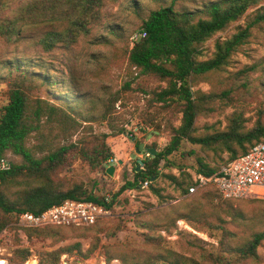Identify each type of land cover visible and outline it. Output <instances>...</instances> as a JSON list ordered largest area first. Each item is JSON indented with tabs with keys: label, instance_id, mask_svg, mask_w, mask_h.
Masks as SVG:
<instances>
[{
	"label": "trees",
	"instance_id": "1",
	"mask_svg": "<svg viewBox=\"0 0 264 264\" xmlns=\"http://www.w3.org/2000/svg\"><path fill=\"white\" fill-rule=\"evenodd\" d=\"M148 1L155 7L147 10L143 0L127 3L126 8L140 18L137 37L127 49V61L140 73L166 83L164 88L150 94L152 100L162 106H177L181 113L179 125L169 127L172 134L169 142L162 150L142 160L143 167L135 173L134 179L126 181L113 193L112 202H106L104 197L93 194L82 184L70 183L59 175L76 162L92 171L104 167L110 156L107 138L124 130L115 127L113 119L115 104L119 101L125 106L122 97L118 92L103 100L83 99L67 91L57 95L52 88L62 82L44 75L42 65L6 61L4 67L9 73L0 78L6 83L8 97L7 102L0 105V156L9 150L21 156L22 161L10 162L7 169L0 170V232L9 228L19 214H39L64 200H90L110 208L124 190L164 176L183 197L179 203L171 205L175 213L163 217L171 226L182 219L196 230L206 231L217 238L216 248L204 247L205 242L193 236L186 244L195 251L186 256L165 248L161 235H146L142 243L103 245L108 264L113 259L120 264H259L256 249L264 240V216L246 213L232 203L249 198H224L213 186L184 194L192 183L186 171L188 166L210 175L224 161V153L228 161L245 153L254 143L264 141V82L259 83V88L251 89L249 80L253 70L264 68V60L231 69L233 56L252 38L264 33V0H200L193 8L186 5V2L194 3L193 0ZM103 6L104 0H0V39L14 43L25 28L45 25L48 30L39 39L44 49L49 51L57 44L69 48L80 36L92 35L93 28L103 18ZM248 10H251L250 19L229 36L216 38L210 55L206 56V41L240 20ZM118 31H122L118 26L107 28L108 34L121 37ZM130 37L131 33L125 36L126 47ZM103 42L108 41L99 40ZM29 66L38 72L28 71ZM201 82L209 85L208 90L197 87ZM125 86H129L128 82ZM251 103H255V113L249 125L251 118L246 116L244 106ZM227 107L234 110L224 117V125L220 120L198 123L201 117L220 115ZM97 119L108 122L110 133L97 134L85 129ZM142 122L152 124L148 116L142 118ZM79 133L82 135L72 140ZM31 139L32 145H27ZM182 141L198 145L202 152H180L181 158L194 154L191 165L170 157L180 150ZM160 166L175 168L178 175L163 173ZM150 189L163 198L162 188L150 185ZM224 215L229 217L228 221ZM119 228L118 224L109 227L96 221L89 226L24 228V234L28 239H51L52 243H57L71 235L113 234ZM100 241L94 236L83 253L81 242L77 241L51 250L38 260L41 264H54L61 254L72 251L87 257L98 248ZM30 255L28 248L17 246L11 251V260L24 262Z\"/></svg>",
	"mask_w": 264,
	"mask_h": 264
},
{
	"label": "rangeland",
	"instance_id": "2",
	"mask_svg": "<svg viewBox=\"0 0 264 264\" xmlns=\"http://www.w3.org/2000/svg\"><path fill=\"white\" fill-rule=\"evenodd\" d=\"M193 1L194 3L186 2V5L193 8L195 3H200V0ZM128 2L129 0H104L103 18L93 28L92 35L88 38L80 36L69 48L57 44L49 51L44 49L39 39L48 30L45 25L25 28L20 39L14 43L8 44L0 39V78L6 77L9 73L4 67L6 61H11L15 64L21 60L26 65H42V69L46 71L43 73L44 75H49L53 81L62 82L59 86L55 85L52 88L57 95L67 91L69 95L80 96L83 99L103 100L118 92L119 96L122 97L125 106L122 107L119 101L115 104L116 114L113 119L115 120V127H122L124 130L119 135L107 138L110 156L106 160L104 167L92 171L82 163L76 162L59 175L70 183L82 184L88 191L97 196L108 197L109 202H112L113 193L126 181L131 182L135 177V173L143 167V164L137 163L138 159L144 160L151 156L144 149L137 151L139 144L143 143L144 148H154L156 152L162 150L172 135L169 130L170 125L178 126L181 117L177 106H162L161 103L151 98L150 92L164 88L166 83L140 73L136 67L131 66L127 61V49L129 50L132 46V39L137 37L136 30L140 24L138 15L126 8ZM143 5L147 10L155 7L148 0H143ZM250 14L251 10H248L240 20L230 24L227 29L216 33L211 39L206 41L204 54L209 56L214 40L219 37L229 36L235 31L237 26L243 25L250 19L248 17ZM111 26H118L119 30H122L118 31L122 33V36L116 37L108 34L107 28ZM130 33L131 37L128 40L130 43L126 47L125 36ZM100 39H105L108 42L99 43ZM263 60L264 33L259 38H252L243 46L241 51L233 56L231 69H240L245 65H252ZM27 70L38 72L32 66H29ZM249 80L251 89L259 88V83L264 82V68L253 70L250 73ZM127 82L129 84L128 87L125 86ZM197 87L208 90L209 85L201 82ZM6 89V83L1 80L0 105L7 102ZM244 107L246 116L251 118L248 123L251 125L254 120L255 103ZM233 110V107H227L220 115L209 118L201 117L198 123L203 124L220 120L222 125H224V117ZM145 116L152 120V124L146 125L142 122V118ZM90 126V128L85 129L97 134L110 133L111 130L108 122L102 119L91 122ZM81 135L82 133L75 135L72 140L79 138ZM32 143L33 139L29 140L27 145H32ZM181 151H194V154H202L198 145L182 141L180 150L174 152L170 157L181 160L187 165H191L194 161V154L190 157L181 158ZM3 156L12 163L22 161L21 156L13 154L9 150L5 151ZM227 158L228 155L224 153L223 160L226 161ZM109 165L114 166V173L111 176L105 172L106 167ZM137 165L139 168L135 170ZM159 168L163 173L171 172L178 175V170L175 168L167 169L163 166ZM192 169L193 167L188 166L186 171ZM150 185L162 188L163 198L155 195L151 191ZM182 197L181 192L175 188L168 178L160 176L158 179L141 182V185L135 188L124 190L115 198L112 207L108 208L109 212L96 220L105 223L109 227H112L113 224L120 225L119 230L113 234L99 232L92 233L88 237L71 235L62 241L52 243L51 239H28L24 234L25 227L15 224L16 218L9 228H5L0 232V244L7 252H11L17 246L26 247L31 252L30 258H44L47 252L71 245L77 241L81 242V253H83L94 236L101 239L98 248L87 257L82 256L77 251L60 255V258L62 255H67L74 259L88 257L95 259L105 258L103 245L128 242L142 243L144 238L147 237L146 235L152 237L161 235L165 239L162 241V245L165 248L186 256H191L195 251L188 248L186 244V240L191 239L193 236L204 241V247L209 249L216 248L218 244L217 238L209 236L206 231L196 230L182 219H177L175 224L171 226L169 221L163 217L164 215L170 217L175 213V209H172L171 205L179 203ZM232 203L246 213L264 216V198L242 199ZM224 219L228 221L229 217L224 215ZM148 224L150 227H148ZM256 251L260 261L259 264H264V240H262Z\"/></svg>",
	"mask_w": 264,
	"mask_h": 264
},
{
	"label": "built area",
	"instance_id": "3",
	"mask_svg": "<svg viewBox=\"0 0 264 264\" xmlns=\"http://www.w3.org/2000/svg\"><path fill=\"white\" fill-rule=\"evenodd\" d=\"M10 161L0 156V170L9 167ZM192 183L185 195L195 193L207 186L215 187L224 198H264V141L251 145L236 158L222 162L218 169L205 175L195 169L187 170ZM109 202V198H105ZM108 208L90 200H64L39 214L23 212L17 216L16 225L25 228L48 225H90L108 213ZM0 264H41L38 258H28L24 262H13L11 252L5 251L0 244ZM54 264H108L106 259L93 257L74 259L62 255ZM109 264H120L113 259Z\"/></svg>",
	"mask_w": 264,
	"mask_h": 264
},
{
	"label": "water",
	"instance_id": "4",
	"mask_svg": "<svg viewBox=\"0 0 264 264\" xmlns=\"http://www.w3.org/2000/svg\"><path fill=\"white\" fill-rule=\"evenodd\" d=\"M143 146H144V144L143 143H140L139 146H138V148H137V151H140V150L144 149V150L148 151L150 155H154L156 153V149H154V148H148V147H145L144 148ZM119 162H121V161H119ZM137 163L138 164H143L142 163V160H140V159H138ZM138 168L139 167L137 165L136 166V169H138ZM105 172H106L107 175H110V176L113 175V173H114V166L113 165L107 166L106 169H105Z\"/></svg>",
	"mask_w": 264,
	"mask_h": 264
}]
</instances>
